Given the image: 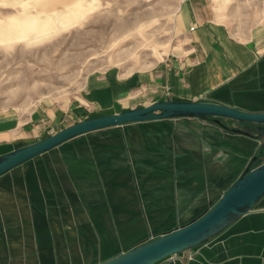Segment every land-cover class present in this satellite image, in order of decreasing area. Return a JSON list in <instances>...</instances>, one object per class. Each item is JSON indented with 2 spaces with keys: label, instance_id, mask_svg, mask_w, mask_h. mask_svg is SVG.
Returning <instances> with one entry per match:
<instances>
[{
  "label": "crops",
  "instance_id": "0c3cea01",
  "mask_svg": "<svg viewBox=\"0 0 264 264\" xmlns=\"http://www.w3.org/2000/svg\"><path fill=\"white\" fill-rule=\"evenodd\" d=\"M180 48L148 70L90 75L75 102L0 110V156L90 116L159 101L264 112V0H183ZM152 120L75 137L0 176V264H100L185 225L249 165L264 125ZM188 256L190 259H188ZM264 264V197L217 235L157 264Z\"/></svg>",
  "mask_w": 264,
  "mask_h": 264
},
{
  "label": "rangeland",
  "instance_id": "374dc122",
  "mask_svg": "<svg viewBox=\"0 0 264 264\" xmlns=\"http://www.w3.org/2000/svg\"><path fill=\"white\" fill-rule=\"evenodd\" d=\"M182 1L0 0V110L65 105L90 75L152 68L181 47Z\"/></svg>",
  "mask_w": 264,
  "mask_h": 264
},
{
  "label": "water",
  "instance_id": "95a60500",
  "mask_svg": "<svg viewBox=\"0 0 264 264\" xmlns=\"http://www.w3.org/2000/svg\"><path fill=\"white\" fill-rule=\"evenodd\" d=\"M176 118H197L245 135V132L229 129L222 120L264 125V112H247L204 101H159L146 107L90 116L37 142L1 155L0 176L78 136L131 123ZM263 197L264 160L254 166H247L214 204L189 223L150 238L100 264H157L164 259L181 255L217 235L234 220L251 211ZM175 262L181 264L179 260Z\"/></svg>",
  "mask_w": 264,
  "mask_h": 264
},
{
  "label": "bare ground",
  "instance_id": "6f19581e",
  "mask_svg": "<svg viewBox=\"0 0 264 264\" xmlns=\"http://www.w3.org/2000/svg\"><path fill=\"white\" fill-rule=\"evenodd\" d=\"M121 29H122L121 27H120V28H119V26L117 27V31H118V30H121Z\"/></svg>",
  "mask_w": 264,
  "mask_h": 264
},
{
  "label": "built area",
  "instance_id": "2783aa9c",
  "mask_svg": "<svg viewBox=\"0 0 264 264\" xmlns=\"http://www.w3.org/2000/svg\"><path fill=\"white\" fill-rule=\"evenodd\" d=\"M183 254V253H182ZM188 259H190V257L188 256Z\"/></svg>",
  "mask_w": 264,
  "mask_h": 264
}]
</instances>
